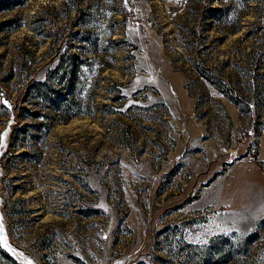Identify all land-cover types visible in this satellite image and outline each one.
<instances>
[{
    "label": "rangeland",
    "instance_id": "rangeland-1",
    "mask_svg": "<svg viewBox=\"0 0 264 264\" xmlns=\"http://www.w3.org/2000/svg\"><path fill=\"white\" fill-rule=\"evenodd\" d=\"M67 50L64 121L27 82ZM0 237V264H264V0H0Z\"/></svg>",
    "mask_w": 264,
    "mask_h": 264
},
{
    "label": "trees",
    "instance_id": "trees-1",
    "mask_svg": "<svg viewBox=\"0 0 264 264\" xmlns=\"http://www.w3.org/2000/svg\"><path fill=\"white\" fill-rule=\"evenodd\" d=\"M51 32V44L62 45L65 48L68 46V38L64 32L59 34V28L53 27ZM68 51V50H67ZM68 55L61 54L54 57L52 60L56 61L54 66H46L41 75L29 76L28 92L37 95L38 100L48 104L55 111L60 112V115H65L64 121L69 117L74 116L76 113L64 114L73 105V89L71 88L72 80H75V54L67 53ZM87 65L90 66L89 57H84ZM92 59L90 58V61ZM62 62V63H61ZM42 68L38 67V69ZM91 68V67H90ZM38 72V71H36ZM72 90L71 95L66 96L65 91ZM38 101V102H39ZM73 110V109H70ZM184 242V243H183ZM183 246L174 243V240H169V263L172 264H219L228 260L233 263L238 261H246L248 253L246 245L239 244V248L232 250L230 244H222L221 242L209 241L203 243L198 241L195 243L183 241ZM232 250V251H231Z\"/></svg>",
    "mask_w": 264,
    "mask_h": 264
},
{
    "label": "snow or ice",
    "instance_id": "snow-or-ice-1",
    "mask_svg": "<svg viewBox=\"0 0 264 264\" xmlns=\"http://www.w3.org/2000/svg\"><path fill=\"white\" fill-rule=\"evenodd\" d=\"M0 245H3L4 247H7V241L6 238L0 237Z\"/></svg>",
    "mask_w": 264,
    "mask_h": 264
}]
</instances>
